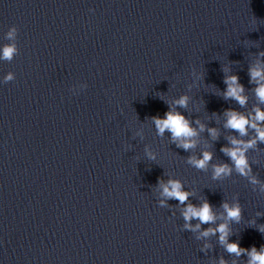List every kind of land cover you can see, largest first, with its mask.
Here are the masks:
<instances>
[{"label":"clouds","instance_id":"9594fccd","mask_svg":"<svg viewBox=\"0 0 264 264\" xmlns=\"http://www.w3.org/2000/svg\"><path fill=\"white\" fill-rule=\"evenodd\" d=\"M15 31V29H13ZM12 33H9L11 38ZM16 51L14 46H6L3 49V57L5 59H11L14 52ZM251 76L253 80L264 81V70L252 69ZM11 79V76L8 77ZM225 83H228V89L225 93L226 97H232L236 99L241 105L245 103V98L241 95L243 88L237 82V77L232 76L226 78ZM257 97L261 102H264V84L256 89ZM181 106H186L187 98L181 97L177 102ZM228 116L227 127H230L234 130L240 132L241 135L246 134V128L251 126L257 131V138L264 142V129L258 127L255 123H250L248 119L244 116L238 114L235 111L226 112ZM256 121H264V112H261L257 109L256 115L254 117ZM152 120L158 130V134L163 135L167 130L172 134L174 141H179L178 147H182L185 150L193 148L195 146L193 140L191 139L197 133L190 127L189 121L180 113L169 110L165 113L164 118L152 117ZM214 134V132H213ZM233 145H240L242 142L233 139L231 141ZM255 141H250L248 144L244 145V148L234 147L232 149H222L226 155H228L234 162L237 170L244 174L245 169L248 167L244 151L246 148L251 147ZM211 159V154L205 152L202 159L189 158V162L192 163L195 167L203 169L207 166L208 162ZM230 172V169L227 165L216 166L214 168L215 176L219 177L222 174H227ZM163 193L162 195L167 198L177 199L181 204L185 203L188 199L189 193L182 190V185L178 181L170 180L167 185H162ZM163 203V201L161 202ZM223 207L227 213V216L230 220H239L240 218V209L239 206L229 207L228 204H223ZM184 218L186 221L193 218H197L201 223H212L215 221V215L212 212L211 205L205 201L200 207L189 204L184 210ZM187 226V225H186ZM199 227V225H197ZM218 231L220 233L221 243H225L228 236L227 225L221 224L216 230L209 229L203 233L207 236L210 232ZM264 232V227L260 229ZM227 251L230 253H235L237 256L241 255L243 251L237 243L227 244ZM250 256L249 264H264V246L261 247L260 252H257L255 248H252L250 252L247 253ZM223 264V261L221 262Z\"/></svg>","mask_w":264,"mask_h":264}]
</instances>
